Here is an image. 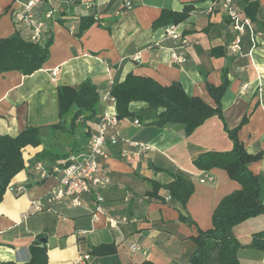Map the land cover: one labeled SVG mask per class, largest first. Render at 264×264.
Returning <instances> with one entry per match:
<instances>
[{
  "label": "crops",
  "instance_id": "crops-1",
  "mask_svg": "<svg viewBox=\"0 0 264 264\" xmlns=\"http://www.w3.org/2000/svg\"><path fill=\"white\" fill-rule=\"evenodd\" d=\"M26 1L0 0V38L16 31L27 36V29H17L11 17ZM131 1L132 7L124 8L123 0H75L61 17L63 23L55 20L47 24L53 39L42 68L30 75L18 71L0 74V135L13 137L28 126H38L42 127L45 146L54 141L63 150L56 133L45 127L58 121L57 88L75 87L91 79L102 95L110 80L121 82L129 73L150 77L161 85L179 82L186 94L213 105L206 83L219 85L222 72L227 70L229 84L220 101L222 119L212 115L189 136L183 135L178 124L158 128L135 125L132 119L118 121L109 130L118 136V142H108V157L103 161L111 184L101 190V202L88 193L82 195L79 206H71L65 197L51 199L58 188L57 176L41 178L35 170V155L44 145L25 147L24 168L12 178L0 201V264L27 262L29 246L40 238L45 239L41 244L46 245V264H125L143 260L188 264L195 248L190 237L197 233L196 227L178 220V204L148 202L144 193L149 185L140 177L160 183L172 180L154 166L188 174L194 191L183 212L198 228L207 229L217 203L239 184L222 169H196L193 160L206 151L230 150L223 121L233 128L244 116L247 121L238 131L240 141L248 153L264 151V39L257 36L252 45L245 31L239 35L241 51L233 52L230 45L238 34L221 10L207 12L211 0ZM234 1L239 7L244 4L243 0ZM258 2V20L252 25L264 35V0ZM82 3L91 7L85 8ZM185 5H192L193 10L177 24L187 40L180 48L177 40L166 35L165 26L153 28L152 23L162 11H181ZM85 15H92L95 22L77 36L80 17ZM216 47L223 50L221 56L211 54ZM174 53L183 55L185 61H175ZM114 104L99 102L98 115L104 110L114 113ZM141 106L142 102L129 105L131 110ZM248 168L259 176V198L264 203V157L251 162ZM206 174L213 182L200 181ZM262 229L264 215H259L235 226L233 234L246 244L252 233ZM101 243L115 244L116 252L89 255L91 246ZM132 244L139 250L132 251ZM241 253H258L264 258V252L240 249V264Z\"/></svg>",
  "mask_w": 264,
  "mask_h": 264
},
{
  "label": "trees",
  "instance_id": "trees-1",
  "mask_svg": "<svg viewBox=\"0 0 264 264\" xmlns=\"http://www.w3.org/2000/svg\"><path fill=\"white\" fill-rule=\"evenodd\" d=\"M239 7L244 16L256 22L260 11L258 0H243ZM193 10L192 5H185L181 11L164 10L153 21L152 27H164L169 24H179ZM59 23L63 20L57 18ZM76 35H82L95 22L92 15L80 17ZM51 29H47L37 41L19 32L0 38V74L8 71H18L30 75L42 68L49 58V47L52 43ZM213 56H221L220 47L212 48ZM227 70L222 72L219 85L206 83L208 95L214 102L206 103L197 96L185 93L179 82L161 85L150 77L137 76L129 73L121 82L111 86L110 94L114 98L115 116L118 121L123 119L137 120L139 124H152L158 128L178 124L182 126L183 135L189 136L208 118L217 116L222 119L220 101L228 87ZM58 121L45 126L56 133L59 143L65 147H57L56 142L45 146L42 127L28 126L16 136L0 135V201L12 178L24 168L22 150L27 147L44 145L35 155V162L47 163L49 172L55 165L68 164L70 155L84 149L91 132L97 122L100 94L91 79H85L77 86H59L57 88ZM131 102H142L144 106L131 110ZM247 121L244 116L239 124L230 128L223 121V128L231 141L228 151H206L200 153L194 160L193 166L204 172L210 169L224 170L230 179L236 181L239 187L220 199L211 214V225L207 229L198 228L193 219L183 211L194 191L190 176L180 170L155 167L157 171L167 173L172 177L168 183L142 178L149 188L144 195L148 202L178 204V220L195 226L197 233L190 237L195 244L190 254L188 264H240L238 251L252 249L264 252V229L251 234L250 241L242 244L233 234V228L247 219L264 215V203L261 201V184L259 176L252 173L248 165L264 157V151L248 153L238 137V131ZM29 260L23 264H46L47 249L45 244L33 242L29 248ZM116 252L113 243H101L91 246L88 250L91 256H106ZM3 264H17L12 261ZM125 264H156L150 260L128 262Z\"/></svg>",
  "mask_w": 264,
  "mask_h": 264
},
{
  "label": "built area",
  "instance_id": "built-area-1",
  "mask_svg": "<svg viewBox=\"0 0 264 264\" xmlns=\"http://www.w3.org/2000/svg\"><path fill=\"white\" fill-rule=\"evenodd\" d=\"M74 3L75 0H27L20 8L11 13V17L17 29H27L28 38L37 41L48 29L47 24L62 17L68 12L67 7ZM82 4L85 8L91 7L88 3ZM123 7L131 8L132 1L123 0ZM215 9H219L224 13L238 34L230 45L233 52L241 51L239 35L245 31L249 33L252 45L255 44L257 36L264 39V35L255 31L251 20L244 16L238 6L235 5L234 0H211L207 12H213ZM165 33L168 37L177 40L180 48L187 44V40L183 38L178 30L177 24L165 26ZM172 58L179 63L185 61V57L177 53H174ZM113 84L114 82L110 80L108 90L100 96V102L104 105L109 101L114 102V98L110 94ZM262 107L264 108V103ZM117 122L115 112L109 113L104 110L99 115L84 149L70 155L67 159L68 164L64 166L55 165L52 167L51 172L41 162L35 164V170L41 178L49 175H55L58 178V188L52 193L51 199L65 197L69 199L71 206H79L82 195L89 193L94 196L96 202L102 201L101 190L111 184L109 174L103 170V161L108 157L106 148L108 142L114 145L118 142V136L109 132ZM133 123L140 125L137 120H133ZM130 145L136 146L137 144L130 143ZM200 181L213 182V178L206 174ZM130 249L135 251L139 250V247L132 244ZM84 258L87 259L88 255H85Z\"/></svg>",
  "mask_w": 264,
  "mask_h": 264
},
{
  "label": "rangeland",
  "instance_id": "rangeland-1",
  "mask_svg": "<svg viewBox=\"0 0 264 264\" xmlns=\"http://www.w3.org/2000/svg\"><path fill=\"white\" fill-rule=\"evenodd\" d=\"M243 238H241L242 240ZM243 241V240H242ZM241 253L240 259L242 264H264V258L261 257V254L251 253Z\"/></svg>",
  "mask_w": 264,
  "mask_h": 264
},
{
  "label": "water",
  "instance_id": "water-1",
  "mask_svg": "<svg viewBox=\"0 0 264 264\" xmlns=\"http://www.w3.org/2000/svg\"><path fill=\"white\" fill-rule=\"evenodd\" d=\"M38 241H39L40 243H44V242H45V239H44V238H40Z\"/></svg>",
  "mask_w": 264,
  "mask_h": 264
}]
</instances>
